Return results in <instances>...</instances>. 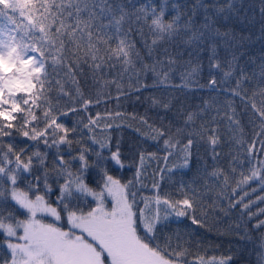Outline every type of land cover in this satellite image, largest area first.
I'll list each match as a JSON object with an SVG mask.
<instances>
[{
  "label": "snow or ice",
  "instance_id": "6c2138e0",
  "mask_svg": "<svg viewBox=\"0 0 264 264\" xmlns=\"http://www.w3.org/2000/svg\"><path fill=\"white\" fill-rule=\"evenodd\" d=\"M243 9L242 0L171 10L169 0H0V264H234L231 251L209 256L201 241L193 249L191 236L237 208L247 223L227 232L254 243L264 264V57L247 71L249 37L220 23L251 24ZM259 16L264 35V0ZM134 94L164 115L157 124L131 114L156 151L138 142L129 158L107 130L122 126L121 97ZM184 219L192 232L167 231Z\"/></svg>",
  "mask_w": 264,
  "mask_h": 264
},
{
  "label": "trees",
  "instance_id": "16d2710c",
  "mask_svg": "<svg viewBox=\"0 0 264 264\" xmlns=\"http://www.w3.org/2000/svg\"><path fill=\"white\" fill-rule=\"evenodd\" d=\"M145 2L146 0H138V3ZM153 2L156 5H159L161 0H153ZM172 2H177L181 5H184L185 9H187L190 8L193 3H195V0H169V10H171ZM208 2L210 3L211 0H208ZM242 2L244 5L243 10L247 12V15L249 17L254 16V20L251 24L247 23V21L243 23L240 21L228 22L224 21L222 18L220 23L222 25L231 26L233 30L240 35L249 37L242 49L245 55L241 57L240 63L242 65H246L247 71L251 72L253 68H255L256 65L260 62L261 58L264 57V35L261 34V20L259 16L260 0H242ZM219 3L223 4L224 0H219ZM219 54L221 58H224L227 55L223 48L219 49ZM185 58L187 59V57ZM250 60L256 61V64L249 63ZM215 75L217 76V78H219L220 76H222V73L217 72L215 73ZM208 78L209 70L207 65V54L205 53L202 64V72L200 74V82L207 83ZM150 82L151 79H149V83ZM176 82L179 83L178 76L176 78ZM112 94L113 96H115L114 88L112 89ZM148 95L149 92L144 93V97H147ZM208 96L209 94L205 91L203 93L197 94L196 96H190L189 99L192 105H195L198 103H202V100L204 98H207ZM144 97H141L139 100L136 99V94H134L131 99L121 97L120 110L126 113L124 122L120 128H113L107 130V132L110 133L112 136V143L115 144V142L119 140L121 142V147L124 150V154L129 158L133 154L131 150L135 149L137 143L140 142L138 133L133 130L137 126L138 122L132 119L131 114L135 113L137 116H140L146 113L150 119V122H155L157 124L161 123V117L164 115L161 109L151 108L150 101L146 100ZM107 107L108 109L114 110L117 107L116 100L112 99L108 101ZM96 111H100L101 113H103L105 111V105L101 104L94 107L93 115H95ZM171 118L172 113L170 112L168 113L167 117H164L163 123L167 124L169 122V119ZM65 119L68 126H72L73 122L77 119V117L70 116L69 118ZM129 125H131V127ZM97 131L99 132L100 130L97 129ZM140 143L141 146L148 148L150 151H156L153 142L148 141L147 143ZM222 151L225 153L228 151L227 144L222 145ZM159 155L161 157L159 162L155 160L152 161L151 167L148 168L147 176L145 179V183L148 185V188L144 189L145 194H148L151 190V177L153 176V169H158V164L160 167L164 165V161L162 159L163 152H160ZM175 162L176 157H170V166L172 163ZM49 163L51 164V156L49 157ZM134 171L135 169L132 168L131 170L124 172L123 175L127 179L133 175ZM184 171L186 172V174L183 175V179L188 180L192 178L195 173V165H193L192 171ZM180 179L181 173L178 172L176 176L173 177V181H179ZM173 181L164 183L163 187L165 191L169 189L174 190L175 184L173 183ZM52 199L54 200L55 197L53 196ZM224 206L227 207V204L225 203ZM261 207H264V205H261ZM237 222L241 223V230H244L243 225L247 223V217H244V219L241 220L238 208L233 210L228 216H225L223 213H218L214 219L209 220L207 228H200L197 230L199 232V235H196L195 233L192 234L191 241L193 249L196 248V241H201V253H204L206 251L207 255L209 256H219L222 254H227L229 251H231L232 253L236 254L234 264H256V254L252 251L255 244L249 243L247 241H241L239 236H237L235 233L227 232L229 226L235 229ZM254 222L255 221H252L251 223ZM189 223L190 221H188L187 219H184L179 224L173 222L171 225H169L167 231L171 233L180 232L182 235H184L186 231L192 232V228H195V226H192V228L186 229L185 226ZM248 230L252 232L253 241H258L260 233L256 232L255 230H252L250 223H248ZM185 239H189V237L185 235ZM245 244H247V251H244ZM240 253H243V255H240Z\"/></svg>",
  "mask_w": 264,
  "mask_h": 264
}]
</instances>
